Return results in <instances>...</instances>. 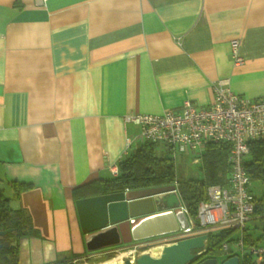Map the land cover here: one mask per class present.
I'll return each instance as SVG.
<instances>
[{"label":"crops","instance_id":"1","mask_svg":"<svg viewBox=\"0 0 264 264\" xmlns=\"http://www.w3.org/2000/svg\"><path fill=\"white\" fill-rule=\"evenodd\" d=\"M219 80L264 99V0H0V198L32 227L18 264L117 250H88L75 201L139 148L124 117L207 107Z\"/></svg>","mask_w":264,"mask_h":264},{"label":"built area","instance_id":"2","mask_svg":"<svg viewBox=\"0 0 264 264\" xmlns=\"http://www.w3.org/2000/svg\"><path fill=\"white\" fill-rule=\"evenodd\" d=\"M238 48L237 40L230 42L234 66H241L244 62ZM212 87L214 101L207 107H197L192 102L185 101L180 112L168 110L162 114H128L124 117L126 123L138 127L136 138L139 145L150 142L178 153L191 151L199 155H203L209 144L230 145L227 183L207 186V199L198 204L196 223L182 207L188 222L186 228L161 236L162 238L153 242L136 243L128 249L132 251V256L139 249L151 245H168L200 235L207 236L204 241L207 248L209 235L220 230L239 232L234 242L239 254H229L227 243L223 245L226 253L237 255L240 262L248 254L244 249L243 238L246 223L254 211L255 197L250 191L251 179L244 161L249 153V142L264 141V99H249L234 93L228 80H219ZM199 160L196 158L194 162L198 163ZM117 172V168H112L114 175ZM254 248H251L250 254L257 255V264L263 262L264 249Z\"/></svg>","mask_w":264,"mask_h":264},{"label":"trees","instance_id":"3","mask_svg":"<svg viewBox=\"0 0 264 264\" xmlns=\"http://www.w3.org/2000/svg\"><path fill=\"white\" fill-rule=\"evenodd\" d=\"M248 148L249 153L244 161L246 171L251 181L264 183V141H251ZM229 151V144H209L202 155L204 179L179 181L175 173L174 160L169 157H158L156 144L146 142L141 144L134 154L118 164V173L115 177L99 181L98 184H92L89 189L97 196L127 190L175 185L184 208L196 223L198 204L207 199V186L227 183ZM252 216L264 222V196L260 199L254 198ZM8 229L11 232L2 237L0 242L9 241L15 247L0 249V264H18V241L22 237L31 235V219L24 210L11 209L8 199L0 198V230ZM232 233L227 230L211 233L204 257L223 256L222 258L226 259L232 256L229 255L231 250L228 251V254L223 249L224 244L227 243L229 246V243H234L237 240V238L232 239ZM243 243L252 245V241L246 234H244ZM241 264H253L252 256L245 254ZM258 264H264V261Z\"/></svg>","mask_w":264,"mask_h":264},{"label":"water","instance_id":"4","mask_svg":"<svg viewBox=\"0 0 264 264\" xmlns=\"http://www.w3.org/2000/svg\"><path fill=\"white\" fill-rule=\"evenodd\" d=\"M80 223L87 233L89 251L127 245V250L140 241L168 235L186 228L188 222L174 185L107 193L75 201ZM11 230H0V238ZM206 235L189 237L165 245L159 257L141 253L134 261L123 264H219L214 257L202 258L207 251ZM9 241L0 242V249L14 248ZM184 255L185 260L182 261ZM220 264H241L237 255ZM257 264V259L253 260Z\"/></svg>","mask_w":264,"mask_h":264},{"label":"rangeland","instance_id":"5","mask_svg":"<svg viewBox=\"0 0 264 264\" xmlns=\"http://www.w3.org/2000/svg\"><path fill=\"white\" fill-rule=\"evenodd\" d=\"M156 149H157V153L159 156L169 157V158H172L174 160L175 173H176V177L179 181H186V180H193V179L203 180L204 179L205 171H204V167H203V163H202V155H199V154H197L195 152H191V151L178 153L177 151L164 148L161 145H156ZM160 149L162 152L160 151ZM174 155H175V158H173ZM196 158L200 159L198 161V163L194 162V160ZM250 191L256 199L262 198L264 196V183H261L259 181H251ZM182 207H184L183 203H182ZM190 224L195 226V224H193L192 222H190ZM245 234L248 235L250 241H252V243H253L252 246H250L248 243L244 244V249L248 254H250V250L252 247H255L258 249L259 248L264 249V222L262 220H260L259 218H256V217L249 220L246 223ZM238 235H239L238 230L233 232L232 233V239L237 238ZM229 247H230V250L234 254H239V252H238L239 250H238L237 246H235V243H229ZM147 248L148 247L139 249L137 252L134 253V255H133L134 258L132 255H130V259H133V261H134ZM114 250H111V251L106 252V253H102L98 256H93V257L91 256L88 259H84V260L80 261L78 264H81V263H97V262H100L102 260H105V259L111 257L116 252H119V251L126 252L127 251V250H121L120 248H118L115 251ZM250 256H252L253 260L257 259V255H255V254H250ZM222 257L223 256L218 257L219 264L223 260Z\"/></svg>","mask_w":264,"mask_h":264},{"label":"bare ground","instance_id":"6","mask_svg":"<svg viewBox=\"0 0 264 264\" xmlns=\"http://www.w3.org/2000/svg\"><path fill=\"white\" fill-rule=\"evenodd\" d=\"M143 242V241H140ZM165 245L164 244H155L149 246L147 249H145L142 253H146L150 255L151 257L157 258L162 253V249ZM135 253V252H134ZM132 254V251L127 250L126 252H116L111 257L102 260L97 263H81V264H123L125 259H130V255ZM186 256L184 255L182 261H184Z\"/></svg>","mask_w":264,"mask_h":264},{"label":"flooded vegetation","instance_id":"7","mask_svg":"<svg viewBox=\"0 0 264 264\" xmlns=\"http://www.w3.org/2000/svg\"><path fill=\"white\" fill-rule=\"evenodd\" d=\"M164 237V236H163ZM160 238H162L161 236L160 237H156V238H152V239H149V240H146V241H143V242H145V243H148V242H153V241H156L157 239H160ZM132 244H136V243H132ZM127 245H119V246H117L116 248H122V247H126ZM203 258H206V257H204V256H202V258L201 259H203ZM218 259V258H217ZM195 263H197V262H194L193 264H195Z\"/></svg>","mask_w":264,"mask_h":264}]
</instances>
